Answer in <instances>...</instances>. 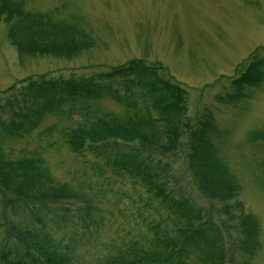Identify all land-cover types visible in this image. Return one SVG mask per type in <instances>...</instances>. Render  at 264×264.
<instances>
[{"label": "rangeland", "instance_id": "rangeland-1", "mask_svg": "<svg viewBox=\"0 0 264 264\" xmlns=\"http://www.w3.org/2000/svg\"><path fill=\"white\" fill-rule=\"evenodd\" d=\"M11 3L20 7L10 14L2 10L4 0H0V160L8 164L39 157L51 184L68 185L78 197L21 200L0 183V255L10 253L8 260L0 257V264H29L27 252L40 254L36 245L19 239L18 234L24 236L26 231L47 233L51 247L67 254L70 264H107L132 241L145 243L152 238L156 228L171 234L176 216L163 196L155 188L150 191L140 177L112 164L117 153L137 152L149 163L153 179L165 188L167 197H184L194 208L203 209L204 218L208 216V223L222 234L224 264H264V75L253 84L233 85L249 62L264 57V0ZM65 32L80 33L87 46L70 56L47 48L53 41H67L63 36L71 39ZM134 59L160 65L162 78L186 90L184 112L179 108L172 114L178 113L184 123H198L195 127L201 121L213 123L208 138L241 185L236 197L240 209L231 213L234 200L210 199L197 185L185 135L182 141L187 145L172 152L139 148V140L129 144L113 138L87 139L82 152L69 146V134L82 124L133 115L159 121L165 116L161 106L169 101L163 93L140 87L127 90L123 80H115L109 88L116 91L100 97H67L30 132L4 127V119L11 117L8 99L21 96L30 79L99 76ZM236 94L242 97L227 96ZM249 215L259 225L260 246L254 250L247 246L249 231L240 220ZM191 249L196 251L194 246ZM194 254L190 264H206Z\"/></svg>", "mask_w": 264, "mask_h": 264}, {"label": "trees", "instance_id": "trees-1", "mask_svg": "<svg viewBox=\"0 0 264 264\" xmlns=\"http://www.w3.org/2000/svg\"><path fill=\"white\" fill-rule=\"evenodd\" d=\"M19 7V3L13 4L11 0H4L5 9L2 10L15 13ZM38 27L41 26L38 25ZM64 34L71 39L63 36L67 41H53L48 44L47 48L70 56L87 46L86 38H82L80 33L79 35L66 32ZM261 67H264V57L255 58L249 62L240 76L233 80V85L242 86L244 83L253 84L260 81L264 75ZM160 69H162L160 65L149 64L142 59H134L126 65L113 67L112 70L99 76L80 79H30L24 85V90L20 92L21 96L16 95V97L8 99L7 112L11 117L4 119V127L10 131L27 130L30 132L40 124V120H43L48 113L53 114L65 104L67 97H100L105 91H116V89L109 88L115 80H123V87L127 90L140 87L152 94L163 93L167 97H164L165 101L167 99L169 101H164L165 103L161 106L165 116L158 119L159 121L155 122V117L152 116L133 115L121 118V120L116 119L113 122L100 120L93 125L82 124L69 134V146L75 152H82L87 139L97 142L113 138L124 140L129 144L139 140V148L153 146L151 149L159 148L162 152H172L178 150L182 145H187L185 141H182V137L185 135L188 138L190 149V152L187 153L189 168L197 177V185L210 199L221 200L225 203L227 200H234L230 206L231 213L234 209H240L242 203L237 201L236 197L241 185L220 159L216 144L208 138L210 130H213V123L211 124L208 119H205L208 121H201L195 127L198 123H184L178 117V113L172 114L179 108L184 112L183 103L186 90L179 84L162 78L159 74ZM227 96L230 99L236 96L242 97L240 94ZM28 100H32V102H28ZM9 102L11 104H8ZM70 109L74 110V107ZM42 162L43 160L39 157L16 159L9 161L8 164L0 160V170L4 171V173H0V183L11 189L15 198L21 200L33 198V201H60L78 197L75 192L70 191L68 185H52L51 180L43 172L45 168L42 166ZM112 164L128 170L133 176L140 177L150 191L155 188V193L158 196H163V202L175 214L176 224L169 235L162 234L163 232L161 233L156 228V234L152 238L146 239L145 243L132 241L123 252L109 257L107 264H190L189 259L194 252L195 257L203 259L206 264H224L223 251H225V247L222 234L220 231L215 232V225L208 223V216L206 219L204 218L202 208H194L184 197H167L165 188L158 185L153 179L155 173L150 172L149 163L144 161L140 155L138 156V152L117 153ZM226 205L229 208V204ZM85 211H87L86 208ZM240 220L249 231L247 236L249 250L258 248L260 246L258 241L259 225L256 218L249 215L243 216ZM47 226L48 224L43 222V228ZM209 230L215 234H209ZM25 233L24 236L19 233V239L27 245L29 243L36 245L41 254L27 252L29 264L71 263L67 254L59 253L51 247L50 238L44 231L38 230L36 233L26 231ZM193 246L196 251H192L191 247ZM9 256L10 253L0 255L4 260H8Z\"/></svg>", "mask_w": 264, "mask_h": 264}]
</instances>
